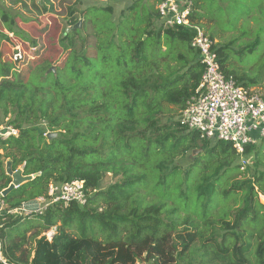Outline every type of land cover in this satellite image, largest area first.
Masks as SVG:
<instances>
[{
    "label": "trees",
    "instance_id": "trees-1",
    "mask_svg": "<svg viewBox=\"0 0 264 264\" xmlns=\"http://www.w3.org/2000/svg\"><path fill=\"white\" fill-rule=\"evenodd\" d=\"M9 1L25 13L37 14L24 18L25 23L58 16L68 26L59 36L66 56L57 72H49L56 67L48 60L26 76L19 73L13 79L10 70L8 77L0 76V115L6 119L10 114L8 124L19 131L18 137L0 142V195L5 204L0 215V264H29L30 254L23 247L35 228L30 264H195V260L264 264V205L259 201L264 199V170L246 179L247 172L237 165L241 156L254 154V166L264 167L259 157L264 138L238 153L230 143L202 139L181 126L180 113L197 93L204 67L191 48L192 31L157 23L161 20L157 6L163 0L147 3L145 12L138 3L121 5L148 15L138 30L133 18V37L122 26L118 30L98 27L100 19L91 11L112 12L113 6L80 12V0ZM192 1L191 22L215 41L206 30L210 21L202 11L205 0ZM12 4L4 5L0 38L10 41L3 33L8 31L29 42L27 32L16 23L21 15L13 13L19 11ZM224 32L226 42L216 46L222 72L241 87L264 88L260 78H249L247 71L231 63L232 55L251 51L259 38L237 49L240 38L249 33L239 28ZM14 52L11 62L21 64L25 56L16 62ZM163 102L179 113L166 116ZM50 133L55 136L49 138ZM182 142L184 154L197 147H211V153L221 154L214 169H202L195 188L186 187L187 176L180 177L182 166L176 157ZM8 160L13 171L24 166V176L40 175L3 197L12 183L6 171ZM108 175L112 179L103 189ZM240 175L243 179L236 181ZM76 180L84 182L87 190L84 206L55 203L43 214L22 211L26 203L46 196L49 184ZM258 219L261 227L248 225ZM28 220L42 224L21 230L19 226ZM75 222L82 232L78 238L67 232ZM93 223L108 231L105 242L88 235V225ZM124 230L128 235L122 236ZM202 252L206 261L199 258Z\"/></svg>",
    "mask_w": 264,
    "mask_h": 264
},
{
    "label": "rangeland",
    "instance_id": "rangeland-1",
    "mask_svg": "<svg viewBox=\"0 0 264 264\" xmlns=\"http://www.w3.org/2000/svg\"><path fill=\"white\" fill-rule=\"evenodd\" d=\"M152 2L153 0H80L79 3L78 1L76 3H78V9L80 12H83L90 7L103 9L108 6H113L114 11L112 12H105L103 10L91 11V15L100 19L98 21V27H102L105 30L109 28L118 30L122 26L121 28L124 29V33L128 31L129 35L133 37L135 36L133 28V18H137L135 20V26H137L135 30H138L139 26L142 25L148 15L138 12L137 9L135 12L138 13H134V9L132 8H130L129 11L126 9H122L121 5L125 8L127 6L132 7L134 4L138 3L139 10L145 12L149 7L147 3ZM10 4L12 3L9 0H0V30H2L3 26L2 14L3 12H5L4 5L10 6ZM12 5L14 6L13 8L20 12L13 13H18L21 15L19 16V18H16V23L19 24L21 28L27 32L30 41L24 42L21 38L14 37L13 34L11 35L10 33H8V31H3L4 34L8 35L10 41H4L0 38V59L3 60L2 64L5 65L3 69L0 68V76H4L6 78L10 74L11 76H13V79H17L18 77H15L17 75L19 76V73L25 74L26 76L35 67L43 64L48 60H53V63L55 64L54 67H56L55 70L57 72V68H62L63 65L60 66V64L63 58L66 56V54L63 53L59 47V36H61V33L68 26V21L58 16H48L45 19H37L38 21L35 23H25L23 22L24 18H36L37 14L25 13L24 9L20 5ZM202 11L203 13H205L206 18L210 21L206 26L207 33L214 36L215 41H217V47L222 43V41L226 42V40L224 39V31H232L238 28L242 29L243 32H247L249 34L243 35V37L240 38V41L242 42H238L237 49L244 48L246 45L254 44L255 41L253 40L259 38V42L251 51H245L242 53V55L239 56L232 55L231 63L235 64L237 69L247 71L246 73L249 78H260L262 80L261 83H263L264 86V0H223V3H221L220 0H217L215 2L205 0L203 2ZM84 20L86 23H90L89 18H85ZM161 21L162 20H159L157 23H161ZM16 30H18L17 27ZM106 39H109V37H106ZM109 40H111V38ZM34 43L35 47L33 45ZM16 48H20L25 56V59L21 64H14L9 58V56H12V51H15ZM7 50L9 52H7V54H4V52ZM32 52H35V54H32ZM12 59L14 60V57H12ZM235 65H233V67H235ZM7 70H10L12 73L9 71L8 74ZM253 88L257 91L262 89L264 90V88L262 87ZM247 89H252V87H249ZM162 105L165 109L164 111H166V116L175 112L179 113L175 106L167 105L166 102H163ZM0 118L2 119V115H0ZM10 118L11 115L8 114L5 122L7 123ZM185 146L186 144L182 142V151L178 153L180 155L176 157L177 164L179 166H182V168H180V177L185 180V177L187 176L189 181L185 183L186 187L189 185L190 188H195L197 179L200 177L202 169H214L217 164L218 158L221 157V154L220 152H214V154L211 153V147H197L196 149L186 151L184 154L183 150L185 149ZM260 151L261 153L259 157L261 160H264V143L262 144ZM1 153L3 154L5 152L1 151ZM242 157L243 156L239 158L237 165H240L242 166V168H244L242 169L243 171L241 170L242 172H247L244 175L246 179H249L256 170H258L257 174L264 170L263 166H254V162L256 159L254 154H250L248 157ZM9 161L10 160L6 161V163H8ZM111 179L112 176L108 175V177L105 179V183L102 184L103 189H106L109 186V182L111 181ZM242 179L243 175H240L237 177L236 181H241ZM141 192H143V190ZM188 194L190 195L191 193L188 192ZM145 197L147 201H150L151 195L148 194ZM259 201L264 205V199L259 197ZM39 206L40 205L37 204V201L30 202L28 206H26V209L28 210L26 215H31L37 212ZM4 209L5 207H1L0 204V215L3 214L2 211ZM103 209L104 206L102 204L100 211H102ZM258 220L259 222L249 223L248 225L252 228L258 225L259 227H261V223L263 222H261L260 219ZM39 223L40 221L38 220H28L24 221V223H22L19 228L22 230L23 227H29L31 225L34 226ZM35 230L36 228L28 232V243H26L23 247V249L27 250V252L30 254L29 264L34 257L36 248V241L30 240V237H32V235L36 232ZM67 232H69L75 238H78L82 234L81 228L77 222L73 223L72 227H70ZM107 232H104L102 228L99 227L98 223L88 225L87 228V233L90 237H96L102 242H105L107 240ZM126 235H128V231L124 230L122 232V236ZM205 254V252H202L201 257H199L202 261L207 260ZM197 261L195 260L193 263L199 264L197 263Z\"/></svg>",
    "mask_w": 264,
    "mask_h": 264
},
{
    "label": "built area",
    "instance_id": "built-area-1",
    "mask_svg": "<svg viewBox=\"0 0 264 264\" xmlns=\"http://www.w3.org/2000/svg\"><path fill=\"white\" fill-rule=\"evenodd\" d=\"M157 11L166 26L193 32L190 45L199 53V61L204 67L197 93L187 101L186 107L180 113L181 126L189 132L198 133L202 139L230 143L238 153H243L246 146L258 143L264 138L262 91L241 87L233 77H228L222 72L216 41L201 27L191 22L194 11L192 0H163L157 6ZM23 57L21 49L16 48L14 61L18 62ZM18 135L17 129L0 118V142ZM87 198V190L82 181L51 183L46 196L35 200L40 205L35 213L43 214L55 203L67 207L77 202L84 206ZM0 204L5 207L1 195ZM28 204L22 208L25 214L28 212ZM16 212L19 210H14V213ZM53 232L54 230L48 232L47 237L52 238Z\"/></svg>",
    "mask_w": 264,
    "mask_h": 264
},
{
    "label": "water",
    "instance_id": "water-1",
    "mask_svg": "<svg viewBox=\"0 0 264 264\" xmlns=\"http://www.w3.org/2000/svg\"><path fill=\"white\" fill-rule=\"evenodd\" d=\"M80 24L76 25V27H79ZM55 72V68H51V70L49 72ZM52 136H55V134H49L48 137L51 138ZM6 171H7V175H9L12 178V183L9 185V187L7 189H5L2 192V196L5 197L7 196L10 192H12L14 189H16V187H20L21 185L25 184L26 182L32 181L34 179H36L40 174H34L31 176H24L23 175V171H24V166H22L20 169H18L17 171H13L12 170V164L9 161L7 163L6 166Z\"/></svg>",
    "mask_w": 264,
    "mask_h": 264
},
{
    "label": "crops",
    "instance_id": "crops-1",
    "mask_svg": "<svg viewBox=\"0 0 264 264\" xmlns=\"http://www.w3.org/2000/svg\"><path fill=\"white\" fill-rule=\"evenodd\" d=\"M262 91V93H263V90H261Z\"/></svg>",
    "mask_w": 264,
    "mask_h": 264
}]
</instances>
